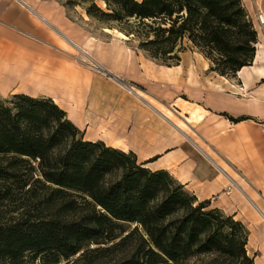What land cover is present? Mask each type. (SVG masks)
I'll list each match as a JSON object with an SVG mask.
<instances>
[{
	"label": "trees",
	"instance_id": "trees-1",
	"mask_svg": "<svg viewBox=\"0 0 264 264\" xmlns=\"http://www.w3.org/2000/svg\"><path fill=\"white\" fill-rule=\"evenodd\" d=\"M103 1L110 12L96 0L68 3L141 37L160 63L178 64L185 39L224 76L255 57L243 0ZM12 96L0 100V264H253L242 222L133 152L85 140L51 98Z\"/></svg>",
	"mask_w": 264,
	"mask_h": 264
},
{
	"label": "crops",
	"instance_id": "crops-1",
	"mask_svg": "<svg viewBox=\"0 0 264 264\" xmlns=\"http://www.w3.org/2000/svg\"><path fill=\"white\" fill-rule=\"evenodd\" d=\"M243 4L258 32L255 57L224 76L200 51L160 63L56 2L0 0V97L51 98L85 140L169 172L200 202L242 222L248 255L264 264V0Z\"/></svg>",
	"mask_w": 264,
	"mask_h": 264
},
{
	"label": "rangeland",
	"instance_id": "rangeland-1",
	"mask_svg": "<svg viewBox=\"0 0 264 264\" xmlns=\"http://www.w3.org/2000/svg\"><path fill=\"white\" fill-rule=\"evenodd\" d=\"M25 2H32L33 0H23ZM49 1H53L56 2L57 4H60L62 6L65 7L67 14L70 18L75 19L76 21L80 22L83 26L87 27V28H92V29H97V30H101L102 28H109V24H107L106 22H101L98 21L96 19H90L89 17H86L85 15H87L86 11L81 7V6H73L71 3H68L69 0H49ZM97 4L104 10L110 12L107 9L106 3L103 0H96ZM66 4V6L64 5ZM88 16V15H87ZM259 16V15H258ZM89 18V19H88ZM258 19V17H257ZM258 23L259 19H258ZM255 26V25H254ZM256 28V26H255ZM260 29H262V26L259 24ZM111 30V32L115 35H118L117 31H114L115 29L119 31V29L113 27V28H109ZM122 32V31H121ZM124 33V32H123ZM128 39H130V42H132L134 45L138 46L139 49H141L140 43H141V37L138 36H133V35H127L126 33H124ZM119 36V35H118ZM121 37V36H120ZM184 46L186 47L185 51H198V49L196 47H193L187 39L184 40ZM142 50V49H141ZM184 51V52H185ZM183 53V52H182ZM0 100H7V101H11L14 102L16 101V98L12 95H9L7 97H0ZM83 136V135H81ZM18 193V192H16ZM20 194H17L16 196L19 197ZM6 203H8L7 205L11 206V207H15L11 202L6 201ZM19 204V202H17ZM18 204H15L16 206ZM114 255V254H113ZM77 257V256H76ZM74 257V259L76 258ZM211 257V256H210ZM210 258L209 257H199V258H194L190 261V264H207L209 262ZM68 261L63 260L60 264H68Z\"/></svg>",
	"mask_w": 264,
	"mask_h": 264
},
{
	"label": "built area",
	"instance_id": "built-area-1",
	"mask_svg": "<svg viewBox=\"0 0 264 264\" xmlns=\"http://www.w3.org/2000/svg\"><path fill=\"white\" fill-rule=\"evenodd\" d=\"M258 19H259L260 25L262 26V29L264 30V15L259 14Z\"/></svg>",
	"mask_w": 264,
	"mask_h": 264
},
{
	"label": "bare ground",
	"instance_id": "bare-ground-1",
	"mask_svg": "<svg viewBox=\"0 0 264 264\" xmlns=\"http://www.w3.org/2000/svg\"><path fill=\"white\" fill-rule=\"evenodd\" d=\"M108 30H110V29H108ZM114 31H117V33H118L119 36H121V37H123V38H127V36H126L123 32L118 31V30H116V29H115Z\"/></svg>",
	"mask_w": 264,
	"mask_h": 264
},
{
	"label": "water",
	"instance_id": "water-1",
	"mask_svg": "<svg viewBox=\"0 0 264 264\" xmlns=\"http://www.w3.org/2000/svg\"><path fill=\"white\" fill-rule=\"evenodd\" d=\"M21 1V0H20Z\"/></svg>",
	"mask_w": 264,
	"mask_h": 264
}]
</instances>
